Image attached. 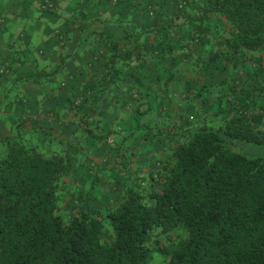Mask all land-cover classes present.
I'll return each instance as SVG.
<instances>
[{
	"label": "trees",
	"instance_id": "1",
	"mask_svg": "<svg viewBox=\"0 0 264 264\" xmlns=\"http://www.w3.org/2000/svg\"><path fill=\"white\" fill-rule=\"evenodd\" d=\"M65 1L78 41L26 82L70 92L74 132L44 143L19 123L0 144V264H264V159L230 148L264 144V0ZM86 53L92 81L59 84Z\"/></svg>",
	"mask_w": 264,
	"mask_h": 264
},
{
	"label": "crops",
	"instance_id": "2",
	"mask_svg": "<svg viewBox=\"0 0 264 264\" xmlns=\"http://www.w3.org/2000/svg\"><path fill=\"white\" fill-rule=\"evenodd\" d=\"M42 1L45 0L25 4L24 0H0V67L5 66L8 70L6 75L0 76V144L19 123H23L21 127L25 131L42 133L41 137L44 135L45 140L52 143L66 141L74 132L72 122L76 118L69 112L67 103L70 92L63 87L52 90L26 82L36 70L51 71L72 52L78 41L76 24L67 20L68 13L72 11L64 9L66 1L50 0L59 6L57 14L42 11ZM88 11L92 17H109L118 13L117 8L107 5ZM76 16L80 19L79 14ZM59 31L66 35V46L57 39ZM90 54L71 57L58 83L82 85L92 81L84 71L91 60ZM56 111L58 120H54V116L49 120L52 123L44 119L43 114ZM59 125L66 128L63 133L56 131Z\"/></svg>",
	"mask_w": 264,
	"mask_h": 264
},
{
	"label": "rangeland",
	"instance_id": "3",
	"mask_svg": "<svg viewBox=\"0 0 264 264\" xmlns=\"http://www.w3.org/2000/svg\"><path fill=\"white\" fill-rule=\"evenodd\" d=\"M156 1V0H155ZM159 2H161L163 5H173L172 3L176 0H157ZM138 13V12H137ZM148 19H150V16H142L141 17V21L143 22H146L148 21ZM225 74L226 72H221L220 73V78H224L225 77ZM172 110H173V114L174 115H177L178 113H180V108L177 106L176 103H172ZM58 127V126H57ZM55 129V128H54ZM57 132H60L61 129L60 127L57 128L56 130ZM145 137H141L137 142H135L133 144V146H137L139 147L140 146V143L142 142V140H144ZM42 141L45 143L47 142V140H45L44 138V135H43V138H42ZM132 146V147H133ZM231 150L234 151V152H237V153H240V154H244L246 155L247 157H250V158H263L264 159V144H256V143H248V142H244V141H241V140H237L235 141L234 143H232V145L230 146ZM112 153V152H111ZM150 157V154L147 153L145 156L143 154H141V159L139 160H145L147 161V159ZM102 160L101 157H98L95 158V161H99ZM141 161V162H142ZM113 163V162H112ZM146 170V169H145ZM89 174L85 171V169H83V167H79L77 169V171H75V176L73 178L74 180V183H79V185H89ZM107 181L106 179L103 178V181ZM105 190L103 192V199L104 200H107L108 198L110 199L111 197H115L116 195L114 193H110L109 192V187H110V184H106L105 185ZM102 193L101 192H97V195L95 197V195L93 194L89 200H88V204L90 206H100L101 205V196ZM114 199V198H113Z\"/></svg>",
	"mask_w": 264,
	"mask_h": 264
},
{
	"label": "built area",
	"instance_id": "4",
	"mask_svg": "<svg viewBox=\"0 0 264 264\" xmlns=\"http://www.w3.org/2000/svg\"><path fill=\"white\" fill-rule=\"evenodd\" d=\"M8 72L7 68L4 67H0V76H4L6 75ZM81 101V98L77 99L76 103H79Z\"/></svg>",
	"mask_w": 264,
	"mask_h": 264
}]
</instances>
